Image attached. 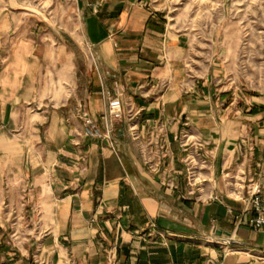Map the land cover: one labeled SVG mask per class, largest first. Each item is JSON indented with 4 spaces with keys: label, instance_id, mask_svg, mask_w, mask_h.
I'll list each match as a JSON object with an SVG mask.
<instances>
[{
    "label": "crops",
    "instance_id": "obj_1",
    "mask_svg": "<svg viewBox=\"0 0 264 264\" xmlns=\"http://www.w3.org/2000/svg\"><path fill=\"white\" fill-rule=\"evenodd\" d=\"M71 4L66 25L0 15V264H264L244 194L264 175L260 96L220 86L215 62L186 73L188 38L148 0ZM104 90L140 112L111 139L83 137ZM131 122L140 143L164 126L174 189L141 161Z\"/></svg>",
    "mask_w": 264,
    "mask_h": 264
},
{
    "label": "rangeland",
    "instance_id": "obj_2",
    "mask_svg": "<svg viewBox=\"0 0 264 264\" xmlns=\"http://www.w3.org/2000/svg\"><path fill=\"white\" fill-rule=\"evenodd\" d=\"M148 2L152 9L164 17L173 31L185 34L188 38L186 73L200 76L215 62L219 72L218 79H221L220 86L237 92L242 101H250L252 95L260 96L259 99L264 102V0ZM74 9L75 5L71 4V0H0V15L11 13L19 17L20 22V18L24 16L31 20L46 17L51 22L56 20L66 25L68 20L77 18ZM137 146L141 155L142 147L139 142ZM163 165L164 163L161 167ZM192 170L191 166L185 170L188 193H193V185L190 183L193 178ZM166 173L163 175L152 172L154 176H166V180L173 182L168 170ZM166 180L165 183L168 182ZM166 186L171 189L176 187L175 183L173 187ZM245 191L246 188L244 194ZM3 214L1 213L2 218ZM153 224L156 226V223ZM4 235L5 232L2 236Z\"/></svg>",
    "mask_w": 264,
    "mask_h": 264
},
{
    "label": "built area",
    "instance_id": "obj_3",
    "mask_svg": "<svg viewBox=\"0 0 264 264\" xmlns=\"http://www.w3.org/2000/svg\"><path fill=\"white\" fill-rule=\"evenodd\" d=\"M139 89H141L139 87ZM105 105L106 110L100 116L102 125L99 126L96 120L90 117L86 112L80 114V118L83 122V128L81 135L83 137L91 138H112V127L115 119H121L126 117L130 121L133 120L134 113H139L140 111H133V109L128 106V109L124 113L123 104L119 100L118 95L115 92L109 90H104ZM145 97L146 94L142 93ZM136 123H130L128 126V133L133 140L139 141V133L136 132ZM151 136L146 139L143 143H140L141 149V161L146 165L148 170L152 172H160L161 174H167L165 168L162 169L161 164L164 163V158L167 153L165 147L162 144V138L165 134L164 126L158 122L153 123L152 129L150 131ZM163 180H166L162 177ZM168 181L166 184L173 187L174 183ZM245 197L248 202L247 213H249V218L247 225L255 230H264V175L261 178H250L247 180ZM155 226V224H152Z\"/></svg>",
    "mask_w": 264,
    "mask_h": 264
},
{
    "label": "bare ground",
    "instance_id": "obj_4",
    "mask_svg": "<svg viewBox=\"0 0 264 264\" xmlns=\"http://www.w3.org/2000/svg\"><path fill=\"white\" fill-rule=\"evenodd\" d=\"M234 192H237V194H238V196H239V193H240V191H238V190H236V189H235V191H234Z\"/></svg>",
    "mask_w": 264,
    "mask_h": 264
}]
</instances>
